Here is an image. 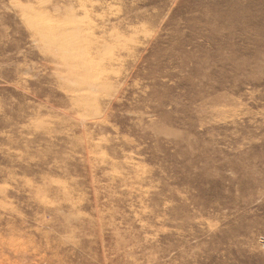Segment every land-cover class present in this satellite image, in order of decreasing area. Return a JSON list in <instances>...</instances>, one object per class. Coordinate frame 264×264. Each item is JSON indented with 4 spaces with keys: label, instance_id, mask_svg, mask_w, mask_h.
<instances>
[{
    "label": "rangeland",
    "instance_id": "obj_1",
    "mask_svg": "<svg viewBox=\"0 0 264 264\" xmlns=\"http://www.w3.org/2000/svg\"><path fill=\"white\" fill-rule=\"evenodd\" d=\"M0 264H264V0H0Z\"/></svg>",
    "mask_w": 264,
    "mask_h": 264
},
{
    "label": "bare ground",
    "instance_id": "obj_2",
    "mask_svg": "<svg viewBox=\"0 0 264 264\" xmlns=\"http://www.w3.org/2000/svg\"><path fill=\"white\" fill-rule=\"evenodd\" d=\"M17 243V242H16ZM19 243V242H18ZM21 243H19L18 245H20ZM12 245H13V243H12ZM14 245H15V242H14ZM17 245V244H16ZM21 246H23V244L21 245ZM16 248V247H15ZM19 249V248H18ZM21 249V248H20ZM25 251V250H24Z\"/></svg>",
    "mask_w": 264,
    "mask_h": 264
}]
</instances>
